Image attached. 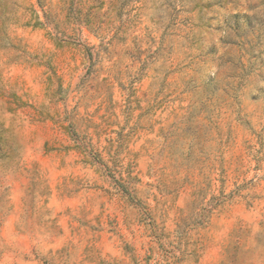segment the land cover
<instances>
[{"label":"rangeland","instance_id":"obj_1","mask_svg":"<svg viewBox=\"0 0 264 264\" xmlns=\"http://www.w3.org/2000/svg\"><path fill=\"white\" fill-rule=\"evenodd\" d=\"M0 264H264V0H0Z\"/></svg>","mask_w":264,"mask_h":264}]
</instances>
